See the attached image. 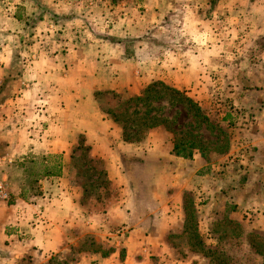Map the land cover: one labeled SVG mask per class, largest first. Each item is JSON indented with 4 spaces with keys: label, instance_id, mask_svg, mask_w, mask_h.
<instances>
[{
    "label": "crops",
    "instance_id": "0c3cea01",
    "mask_svg": "<svg viewBox=\"0 0 264 264\" xmlns=\"http://www.w3.org/2000/svg\"><path fill=\"white\" fill-rule=\"evenodd\" d=\"M87 1L0 0V181L12 193L0 203V264H187L169 243L179 232L170 223L183 225L196 160L174 156L166 134L126 140L100 96H139L154 81L197 92L212 75L240 86L238 60L225 58L221 38L215 47L201 44L208 53L202 61L134 60L111 39L158 35L172 13L192 14L206 0H143L145 16L130 10L138 0H121L105 14L110 37L93 28L89 40H74L70 35H86L91 19H104L88 14ZM227 2V19L243 16L264 34V0L242 7L240 0H218V7ZM52 24L64 33L62 46L42 42ZM54 164L58 174L47 176ZM16 175L30 186L14 187Z\"/></svg>",
    "mask_w": 264,
    "mask_h": 264
},
{
    "label": "rangeland",
    "instance_id": "374dc122",
    "mask_svg": "<svg viewBox=\"0 0 264 264\" xmlns=\"http://www.w3.org/2000/svg\"><path fill=\"white\" fill-rule=\"evenodd\" d=\"M106 1L98 6L94 0L84 5L80 3L88 14H102L104 19L99 22L91 19L86 35L74 34L71 38L89 40L93 28L101 37H110L105 14L110 10L108 4L114 7L121 0ZM142 2L138 0L137 6H131L130 10L145 16L148 10L142 7ZM198 2L192 7V14L182 9L162 21L158 35L149 32L132 39H111L124 44L125 57L134 60L161 58L164 61L169 56L181 59L189 56L190 61L195 58L202 61L203 57L208 60V53L202 50L205 46L201 44L215 47L216 39L221 38L218 45L225 46V58L238 60L240 86L233 85L230 79L228 83L227 77L226 82H222L212 75L209 83L201 80L196 85L197 92L181 91L201 107L207 119L204 124H197L182 106H171L168 99L153 102L155 111L146 116L150 108L129 100L143 96L150 84L139 96L110 92L100 97L113 120L118 117L132 128V132L139 127L143 129L142 140L150 133L157 137L166 134L173 149V133H176L178 138L194 137L203 146L205 156L197 152L193 159H186L197 163L193 162L192 189L184 194L183 225L170 223L171 228L179 231L169 235V243L178 257L187 264H264V82L260 80L264 76V34L255 30L243 16L238 20L227 19L225 16L231 9L227 8L228 2L224 9L218 7V0ZM249 4L248 0H240L238 6ZM217 12L223 13L224 18H220L221 15L215 18ZM191 16H196L199 22ZM202 23L207 24L204 34L201 33ZM56 26L51 25L54 33L42 42L47 40L52 46H62L64 33L55 30ZM218 29L222 30L223 37L217 36ZM230 46H237V49L234 51ZM217 53L212 50L211 59H215ZM227 69L230 76H234L232 67ZM152 116L167 118L171 130L164 126L147 129L144 124H149ZM176 168L184 170L185 165L177 163ZM12 181L18 189L30 186L17 175ZM9 190L11 200V185Z\"/></svg>",
    "mask_w": 264,
    "mask_h": 264
},
{
    "label": "trees",
    "instance_id": "16d2710c",
    "mask_svg": "<svg viewBox=\"0 0 264 264\" xmlns=\"http://www.w3.org/2000/svg\"><path fill=\"white\" fill-rule=\"evenodd\" d=\"M162 99H168L169 104L171 106H182L187 110L188 113L192 114L196 119L197 124H204L207 120L201 107L191 98L187 97L185 93L177 90L173 86L162 82L157 81L151 83L147 86L143 96L133 98L129 100V102H135L136 105H141L146 108H150L147 112L146 116L149 117L150 113L155 111L153 108V102H159ZM116 122H120L118 117L114 118ZM151 121L149 124H144L147 129L157 128L160 126H164L165 129L170 131L169 128V120L167 118H162V116H152L149 118ZM123 128L124 137L126 140L131 142H140L142 140L143 129L137 128L134 132H132V128L129 127L124 121L120 122ZM136 128V127H133ZM174 134V143L172 154L177 157L185 158V159H193L197 152H200L203 156H205V151L203 150V146L194 138H189L187 135H184L178 138L176 133ZM58 169H56V164L53 167H46L45 174L47 176H52L58 174Z\"/></svg>",
    "mask_w": 264,
    "mask_h": 264
},
{
    "label": "built area",
    "instance_id": "2783aa9c",
    "mask_svg": "<svg viewBox=\"0 0 264 264\" xmlns=\"http://www.w3.org/2000/svg\"><path fill=\"white\" fill-rule=\"evenodd\" d=\"M10 190L6 182H0V203L10 200Z\"/></svg>",
    "mask_w": 264,
    "mask_h": 264
}]
</instances>
